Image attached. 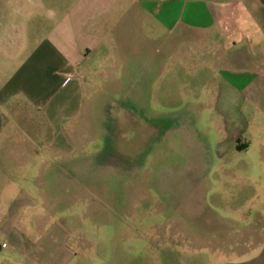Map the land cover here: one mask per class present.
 <instances>
[{
    "label": "rangeland",
    "instance_id": "rangeland-1",
    "mask_svg": "<svg viewBox=\"0 0 264 264\" xmlns=\"http://www.w3.org/2000/svg\"><path fill=\"white\" fill-rule=\"evenodd\" d=\"M140 16L70 85L66 156L31 151L49 127L24 110L4 131L36 141L0 156V264H264V113Z\"/></svg>",
    "mask_w": 264,
    "mask_h": 264
},
{
    "label": "crops",
    "instance_id": "crops-1",
    "mask_svg": "<svg viewBox=\"0 0 264 264\" xmlns=\"http://www.w3.org/2000/svg\"><path fill=\"white\" fill-rule=\"evenodd\" d=\"M20 1L9 11L19 18L4 20L15 32L12 39L0 9V156L30 149L7 142L36 141L29 134L4 133L17 124L20 110L49 127L41 135V151L31 147L40 159L66 156L75 147L71 86L80 91L89 73L100 72L96 63L113 52L101 56L99 49L116 45L115 30L127 28L136 13L143 18L152 12L159 26L180 32L181 49L174 57L180 65L191 61L207 68L223 80L224 90L264 113V0H171L153 8L151 0ZM6 247V242L0 246Z\"/></svg>",
    "mask_w": 264,
    "mask_h": 264
},
{
    "label": "built area",
    "instance_id": "built-area-1",
    "mask_svg": "<svg viewBox=\"0 0 264 264\" xmlns=\"http://www.w3.org/2000/svg\"><path fill=\"white\" fill-rule=\"evenodd\" d=\"M5 245V242H0V246H4Z\"/></svg>",
    "mask_w": 264,
    "mask_h": 264
}]
</instances>
